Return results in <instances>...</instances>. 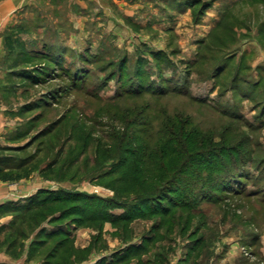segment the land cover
Listing matches in <instances>:
<instances>
[{
  "label": "rangeland",
  "instance_id": "rangeland-1",
  "mask_svg": "<svg viewBox=\"0 0 264 264\" xmlns=\"http://www.w3.org/2000/svg\"><path fill=\"white\" fill-rule=\"evenodd\" d=\"M0 105V261L264 264V0H0Z\"/></svg>",
  "mask_w": 264,
  "mask_h": 264
},
{
  "label": "trees",
  "instance_id": "trees-1",
  "mask_svg": "<svg viewBox=\"0 0 264 264\" xmlns=\"http://www.w3.org/2000/svg\"><path fill=\"white\" fill-rule=\"evenodd\" d=\"M5 42L7 43V45L9 46L10 50H11V44L9 43L8 39H5ZM22 166L20 164L16 165V167H10V170H18L20 169ZM51 167H53V164L50 163V165L47 166V169H51ZM8 171H5V167L3 166L2 161H0V180L2 181H17L19 179L22 178V173L17 174L15 176L9 175V173H7ZM29 175V174H26ZM55 191H50V190H44L41 189L38 192H36V194H34L33 196H31L30 198H28L27 200H25V202L21 205H14V204H7L4 207H0V211H4V212H12L14 213L13 217L15 219H17L18 217H20L23 214H29L32 213L34 210L38 209V208H44L46 206V203L48 202H55V201H62L63 198H59V197H53ZM43 196V197H42ZM118 202V201H117ZM127 210H126V215L120 217V216H111L110 217L114 220H117V218H124L123 220H126V218H129L130 216L127 215ZM12 223V221H11ZM9 224L7 227H12V224ZM42 242V241H41Z\"/></svg>",
  "mask_w": 264,
  "mask_h": 264
},
{
  "label": "crops",
  "instance_id": "crops-1",
  "mask_svg": "<svg viewBox=\"0 0 264 264\" xmlns=\"http://www.w3.org/2000/svg\"><path fill=\"white\" fill-rule=\"evenodd\" d=\"M1 106V105H0ZM1 115V114H0ZM5 119L3 116H0V128L1 126L6 125L7 123L3 122ZM10 130L0 129V138L5 135ZM45 184L40 180L39 176H33L29 180H19V181H2L0 180V207H4L7 204H14V205H21L36 194L41 188L44 187ZM13 216H7L3 218L2 223L3 225L9 224L12 220Z\"/></svg>",
  "mask_w": 264,
  "mask_h": 264
},
{
  "label": "water",
  "instance_id": "water-1",
  "mask_svg": "<svg viewBox=\"0 0 264 264\" xmlns=\"http://www.w3.org/2000/svg\"><path fill=\"white\" fill-rule=\"evenodd\" d=\"M0 264H13V263L5 262V261H0Z\"/></svg>",
  "mask_w": 264,
  "mask_h": 264
}]
</instances>
